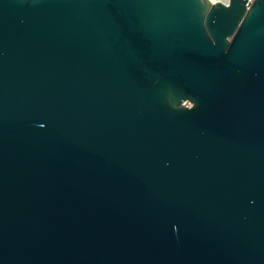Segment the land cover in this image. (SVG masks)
Returning <instances> with one entry per match:
<instances>
[{
    "label": "water",
    "instance_id": "water-1",
    "mask_svg": "<svg viewBox=\"0 0 264 264\" xmlns=\"http://www.w3.org/2000/svg\"><path fill=\"white\" fill-rule=\"evenodd\" d=\"M0 264H264V0H0Z\"/></svg>",
    "mask_w": 264,
    "mask_h": 264
},
{
    "label": "built area",
    "instance_id": "built-area-1",
    "mask_svg": "<svg viewBox=\"0 0 264 264\" xmlns=\"http://www.w3.org/2000/svg\"><path fill=\"white\" fill-rule=\"evenodd\" d=\"M211 4L220 3L224 6H226L229 2V0H208ZM251 0H249L250 2ZM187 106V105H186Z\"/></svg>",
    "mask_w": 264,
    "mask_h": 264
}]
</instances>
